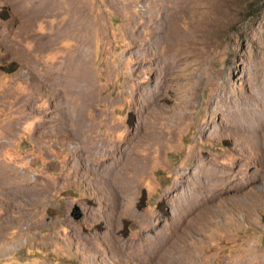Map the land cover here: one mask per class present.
Wrapping results in <instances>:
<instances>
[{"label":"rangeland","instance_id":"rangeland-1","mask_svg":"<svg viewBox=\"0 0 264 264\" xmlns=\"http://www.w3.org/2000/svg\"><path fill=\"white\" fill-rule=\"evenodd\" d=\"M0 170V264H264V0H0Z\"/></svg>","mask_w":264,"mask_h":264},{"label":"bare ground","instance_id":"bare-ground-1","mask_svg":"<svg viewBox=\"0 0 264 264\" xmlns=\"http://www.w3.org/2000/svg\"><path fill=\"white\" fill-rule=\"evenodd\" d=\"M73 12L76 15H78L79 21L76 22V23L75 22L72 23L73 26L71 27L70 31L71 32L80 31V32L84 33L85 36H86V34L88 33V30H89L90 27H88L87 23L84 20L85 16L80 15V10H77V12L76 11H73ZM86 40H87V36H86ZM86 46L84 47V45H82V49H83L82 54L83 55H81L78 58V63L77 64L79 65L80 68H82L87 73H83V74H86L85 78L79 79L80 77H78L76 79V81L78 83H75L74 80L71 79V75H70L69 72H67L66 74L61 72V73H59L57 75H55V74L53 75L52 73H48L50 79H53L55 82L64 83L66 85L65 89L67 91L66 92L67 96H72V97L84 96L83 97V98H85L84 99V103L80 104L78 107H76L74 109V116L76 117L75 119H77L78 121L81 120V122H82L81 124H83L82 125L83 127H84V125H86V121H85L86 119H84V110L86 109V106H89L88 104L91 102L92 98L94 97V94L92 93L93 92V87H92V85H93V75H92V69H91V65H90V59L88 57V49H86ZM85 101L86 102L90 101V102L87 104V103H85ZM71 102L75 103L74 100H67V106L72 111L73 108H72V106L70 104ZM175 241L176 240H175L174 237H171V238L168 237V238H165V242L164 241L163 242H164V245H166V244H169V243H171V244L175 243Z\"/></svg>","mask_w":264,"mask_h":264}]
</instances>
